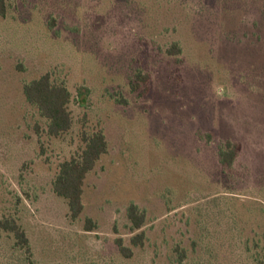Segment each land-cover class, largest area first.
I'll use <instances>...</instances> for the list:
<instances>
[{
    "label": "rangeland",
    "instance_id": "rangeland-1",
    "mask_svg": "<svg viewBox=\"0 0 264 264\" xmlns=\"http://www.w3.org/2000/svg\"><path fill=\"white\" fill-rule=\"evenodd\" d=\"M139 71L145 93L131 88ZM45 72L72 94L59 137L23 94ZM98 127L108 149L72 220L52 180ZM226 140L240 144L228 168ZM130 203L145 213L142 246L130 242ZM3 216L30 251L3 232L0 264L264 262V0H11L0 17Z\"/></svg>",
    "mask_w": 264,
    "mask_h": 264
},
{
    "label": "trees",
    "instance_id": "trees-1",
    "mask_svg": "<svg viewBox=\"0 0 264 264\" xmlns=\"http://www.w3.org/2000/svg\"><path fill=\"white\" fill-rule=\"evenodd\" d=\"M11 0H0V17L6 14L8 4ZM173 53H179L180 48L173 44ZM147 73L137 72L135 79L131 82V88L136 90L142 87L141 93L148 90ZM82 93V88L78 89ZM23 94L26 101L36 108L40 116L45 121L44 132L48 136L59 137L68 132L73 126V114L70 108L72 94L68 86L62 81L52 79L49 72L33 78L23 84ZM108 142L101 127L92 130H82L80 133V145L74 154L59 162L56 174L52 180V191L62 198L68 208V216L75 220L83 210V185L87 174L92 171L100 159L107 152ZM240 150V144L226 140L218 149V159L222 167L228 168L232 165ZM127 216L130 220V229L134 234L130 237V242L134 246H142L145 233L141 229L145 222V213L135 203H130L127 207ZM84 227L92 230L95 227L94 221L87 217ZM12 234L15 244L25 252L29 253L30 246L28 236L23 226L15 217H0V239L2 233ZM119 252L124 257H130L132 250L123 245L121 238L116 240ZM262 249V248H261ZM260 249V250H261ZM259 250V251H260ZM264 255V254H263ZM184 257V252L179 253L180 261ZM262 258V257H257ZM258 264H264L257 260Z\"/></svg>",
    "mask_w": 264,
    "mask_h": 264
}]
</instances>
